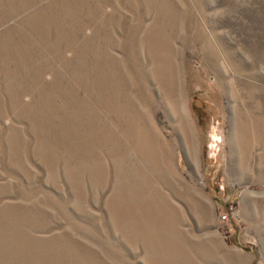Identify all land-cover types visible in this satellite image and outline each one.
Returning <instances> with one entry per match:
<instances>
[{
    "label": "rangeland",
    "instance_id": "rangeland-1",
    "mask_svg": "<svg viewBox=\"0 0 264 264\" xmlns=\"http://www.w3.org/2000/svg\"><path fill=\"white\" fill-rule=\"evenodd\" d=\"M0 264H264V0H0Z\"/></svg>",
    "mask_w": 264,
    "mask_h": 264
},
{
    "label": "bare ground",
    "instance_id": "bare-ground-1",
    "mask_svg": "<svg viewBox=\"0 0 264 264\" xmlns=\"http://www.w3.org/2000/svg\"><path fill=\"white\" fill-rule=\"evenodd\" d=\"M173 96H175V94H174ZM176 97H177V96H176ZM171 98H172V97H171ZM177 98H178V97H177ZM177 98H176V99H177ZM173 99H174V98H173ZM177 100H178V99H177ZM180 102H181V101H180ZM179 104H180V103H179ZM181 106H182V104H181ZM179 107H180V106H179ZM182 109H183V108H182ZM181 112H182V114H183V111H182V110H181ZM182 114H181V115H182ZM179 115H180V114H179ZM185 115H186V114H185ZM174 117H175V116H174ZM180 118H181V117H180ZM184 119H185V118H184ZM184 119H183V120H184ZM183 120H181V121H183ZM184 121H185V120H184ZM186 122H187V121H185V123H186ZM180 123H181V122H180ZM186 124H187V123H186ZM183 125H184V122H183ZM184 126H185V125H184ZM185 127H186V126H185ZM180 128H181V126H180ZM177 129H178V128H177ZM185 129L187 130V129H188V126H187V128H185ZM181 130H182V129H181ZM183 130H184V129H183ZM186 130H185V131H186ZM188 130H189V129H188ZM179 131H180V130H179ZM189 131H190V130H189ZM181 132H182V131H181ZM183 133H184V132H183ZM188 134H189V133H188ZM186 135H187V133H186ZM189 136H190V134H189ZM189 136H188V137H189ZM183 137H186V136H183ZM189 139H190V138H189Z\"/></svg>",
    "mask_w": 264,
    "mask_h": 264
},
{
    "label": "built area",
    "instance_id": "built-area-1",
    "mask_svg": "<svg viewBox=\"0 0 264 264\" xmlns=\"http://www.w3.org/2000/svg\"><path fill=\"white\" fill-rule=\"evenodd\" d=\"M223 219H226V218H223Z\"/></svg>",
    "mask_w": 264,
    "mask_h": 264
}]
</instances>
